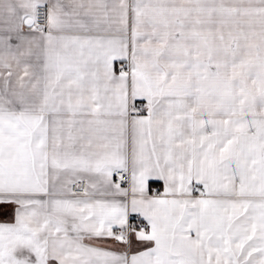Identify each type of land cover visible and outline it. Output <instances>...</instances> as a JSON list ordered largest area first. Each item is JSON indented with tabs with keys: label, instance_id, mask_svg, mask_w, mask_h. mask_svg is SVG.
<instances>
[{
	"label": "snow or ice",
	"instance_id": "1",
	"mask_svg": "<svg viewBox=\"0 0 264 264\" xmlns=\"http://www.w3.org/2000/svg\"><path fill=\"white\" fill-rule=\"evenodd\" d=\"M0 217V264H264V0H0Z\"/></svg>",
	"mask_w": 264,
	"mask_h": 264
},
{
	"label": "crops",
	"instance_id": "2",
	"mask_svg": "<svg viewBox=\"0 0 264 264\" xmlns=\"http://www.w3.org/2000/svg\"><path fill=\"white\" fill-rule=\"evenodd\" d=\"M118 63L119 62H116V68L118 69ZM152 188H153V191L155 192V190L157 189V188H159L161 191H162V182H158V183H153L152 184ZM0 219H7V217H0ZM113 247H115L114 245H113Z\"/></svg>",
	"mask_w": 264,
	"mask_h": 264
},
{
	"label": "built area",
	"instance_id": "3",
	"mask_svg": "<svg viewBox=\"0 0 264 264\" xmlns=\"http://www.w3.org/2000/svg\"><path fill=\"white\" fill-rule=\"evenodd\" d=\"M117 66H118V68H119V66H120V65H119V63H118V65H117Z\"/></svg>",
	"mask_w": 264,
	"mask_h": 264
}]
</instances>
